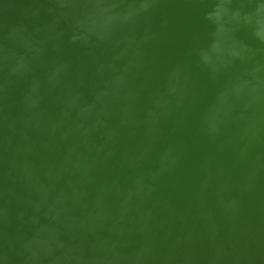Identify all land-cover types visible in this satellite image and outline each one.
Wrapping results in <instances>:
<instances>
[{
	"label": "water",
	"instance_id": "water-1",
	"mask_svg": "<svg viewBox=\"0 0 264 264\" xmlns=\"http://www.w3.org/2000/svg\"><path fill=\"white\" fill-rule=\"evenodd\" d=\"M0 264H264V0H0Z\"/></svg>",
	"mask_w": 264,
	"mask_h": 264
},
{
	"label": "clouds",
	"instance_id": "clouds-1",
	"mask_svg": "<svg viewBox=\"0 0 264 264\" xmlns=\"http://www.w3.org/2000/svg\"><path fill=\"white\" fill-rule=\"evenodd\" d=\"M153 3H156V0H153Z\"/></svg>",
	"mask_w": 264,
	"mask_h": 264
}]
</instances>
